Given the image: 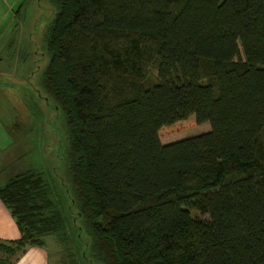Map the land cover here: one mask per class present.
<instances>
[{"label": "trees", "instance_id": "trees-1", "mask_svg": "<svg viewBox=\"0 0 264 264\" xmlns=\"http://www.w3.org/2000/svg\"><path fill=\"white\" fill-rule=\"evenodd\" d=\"M52 1L43 82L89 241L28 169L0 185L21 232L0 264L48 234L71 264H264V0Z\"/></svg>", "mask_w": 264, "mask_h": 264}, {"label": "rangeland", "instance_id": "rangeland-1", "mask_svg": "<svg viewBox=\"0 0 264 264\" xmlns=\"http://www.w3.org/2000/svg\"><path fill=\"white\" fill-rule=\"evenodd\" d=\"M55 11L52 0H0V185L21 171L42 172L53 187L52 197L74 220L75 232L81 235L76 243L81 254L89 237L74 201L68 126L64 111L43 82L49 60L45 34ZM209 129L204 122L165 134L162 141ZM45 240L49 264H71L73 242L70 245L55 234ZM78 262L103 264L91 254Z\"/></svg>", "mask_w": 264, "mask_h": 264}, {"label": "crops", "instance_id": "crops-1", "mask_svg": "<svg viewBox=\"0 0 264 264\" xmlns=\"http://www.w3.org/2000/svg\"><path fill=\"white\" fill-rule=\"evenodd\" d=\"M20 236L21 232L15 218L0 197V238L16 239ZM12 259L13 264H49V253L43 246L32 245L25 251L16 253Z\"/></svg>", "mask_w": 264, "mask_h": 264}]
</instances>
